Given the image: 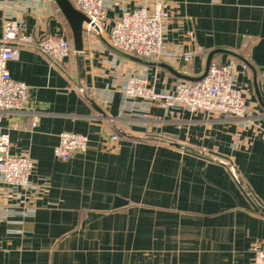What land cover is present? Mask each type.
<instances>
[{
  "label": "crops",
  "instance_id": "obj_1",
  "mask_svg": "<svg viewBox=\"0 0 264 264\" xmlns=\"http://www.w3.org/2000/svg\"><path fill=\"white\" fill-rule=\"evenodd\" d=\"M136 1L110 10L103 33L84 27L78 51L55 0H0V52L7 24L34 38L11 42L7 66L29 103L2 126L10 152L35 160V188L8 202L35 213L0 222V264H252L264 246V0H166L167 45L201 48L166 62L173 71L111 45ZM46 34L71 43L60 63L37 45ZM211 52V65L233 66L248 120L145 104L117 84L138 74L172 92L181 75L205 72ZM64 131L86 134L88 149L58 159Z\"/></svg>",
  "mask_w": 264,
  "mask_h": 264
},
{
  "label": "built area",
  "instance_id": "obj_2",
  "mask_svg": "<svg viewBox=\"0 0 264 264\" xmlns=\"http://www.w3.org/2000/svg\"><path fill=\"white\" fill-rule=\"evenodd\" d=\"M37 0H32L34 3ZM77 9L89 18L84 23L87 31L103 33L108 12L115 9L121 0H71ZM166 0H137L134 7H124L115 20L110 33L111 45L125 53L139 58H153L158 62H170L179 55L186 60L192 59L201 48L179 52L170 48L165 40V24L168 14ZM31 43L34 38L19 33L15 23L5 26L3 44L0 52V222L15 217L32 216L34 207H15L8 202L24 198V192L34 189L31 175L35 169V160L28 154H12L11 139L3 130L5 114L13 110H22L29 103V87L15 80L7 62L17 56V50L11 42ZM39 49L60 63L71 53V43L59 35L46 34L38 41ZM125 97L141 100L145 104L159 103L167 109H184L193 113H205L208 116L226 118H250V110L243 90L239 87L232 65L212 64L207 75L199 81L183 80L174 91H157L148 85L143 75L131 74L123 82H117ZM250 122V121H248ZM118 134L112 136L117 139ZM89 147L86 134L64 131L59 135L55 147V156L61 160L70 159L77 153L85 152ZM252 264H264V246L257 244L253 248Z\"/></svg>",
  "mask_w": 264,
  "mask_h": 264
},
{
  "label": "water",
  "instance_id": "obj_3",
  "mask_svg": "<svg viewBox=\"0 0 264 264\" xmlns=\"http://www.w3.org/2000/svg\"><path fill=\"white\" fill-rule=\"evenodd\" d=\"M55 1L71 25L73 35H74V41H75L76 49L78 51L82 50V48H83V35H84V23L89 22V18L87 17L86 14H84L82 11L77 9L71 0H55ZM116 51L118 53L125 55L129 58H132L136 61L145 62L142 58H139V57L133 56L131 54L125 53L121 50L116 49ZM214 53L215 52H211V54L209 55L206 70L201 76H199V77H190V76H185V75H181V76L187 80H190V81L202 80L208 73V70L211 66V61H212V57H213ZM160 66H163V67L168 68V69L173 71V68L169 64H167L166 62H161ZM261 209L264 212V209L262 207H261Z\"/></svg>",
  "mask_w": 264,
  "mask_h": 264
}]
</instances>
